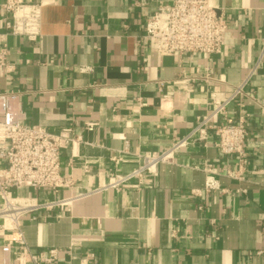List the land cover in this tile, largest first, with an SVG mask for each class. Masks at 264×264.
<instances>
[{
    "label": "crops",
    "instance_id": "0c3cea01",
    "mask_svg": "<svg viewBox=\"0 0 264 264\" xmlns=\"http://www.w3.org/2000/svg\"><path fill=\"white\" fill-rule=\"evenodd\" d=\"M19 1L39 7V32L33 40L10 34L0 0L12 67L0 70V93L20 94L25 124L70 129L60 171L72 186L12 193L39 203L81 195L64 216L49 209L21 221L31 253L58 250L68 264H264V0H211L228 23L222 52L182 59L158 53L145 36L149 17L173 0ZM248 78L227 108L248 120L241 163L219 152L210 131L141 189L100 190L110 174H129L140 156L188 137L212 111V93L227 98ZM208 165L213 191L204 190ZM8 234L0 232V264ZM19 259L13 248L7 264Z\"/></svg>",
    "mask_w": 264,
    "mask_h": 264
},
{
    "label": "built area",
    "instance_id": "2783aa9c",
    "mask_svg": "<svg viewBox=\"0 0 264 264\" xmlns=\"http://www.w3.org/2000/svg\"><path fill=\"white\" fill-rule=\"evenodd\" d=\"M1 6L11 15V21L5 24L10 34L26 36L30 40L36 38L41 13L37 5H25L19 0H4ZM227 31V20L218 15L211 0H173L171 5L158 7L145 25V36L155 43L158 53L181 59L186 55H220ZM3 37L0 34V70L9 72L12 69L7 65L9 49L4 45ZM249 78L235 87L227 98L220 100L215 97L216 93H212V111L198 119L194 131L188 137L174 142L158 154L140 156L141 164L129 174H110L107 184L100 190L119 191L129 185L137 190L141 189L148 177L157 174L158 166L174 164L177 153L207 139L210 131H213L217 139L219 152L225 156H236L241 163L249 135L248 120L244 115L234 120L227 116V108L243 94ZM217 116L221 120L215 122ZM24 121L20 94L0 93V232H7L9 236L6 237H13L5 239L1 246L5 257L3 264H7L13 248H16L21 264H68L60 261L58 250H50L44 254L31 253L20 224L27 217L36 220L35 214L42 210L57 209L64 216L81 195L39 203L32 198L15 196L12 190L58 193L60 189L71 187V180H64L60 171L61 146L63 143L72 144L69 137L71 131L65 128L59 133H51L42 126L28 125ZM93 128L94 124L86 126L87 130ZM205 171L207 178L204 190L217 189L218 182L211 166L208 165ZM227 176L235 177L233 172H228Z\"/></svg>",
    "mask_w": 264,
    "mask_h": 264
}]
</instances>
